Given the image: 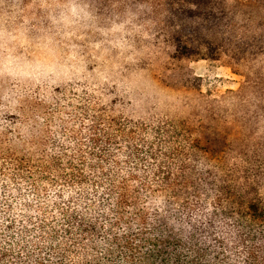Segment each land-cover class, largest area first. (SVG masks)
Masks as SVG:
<instances>
[{"label": "trees", "instance_id": "1", "mask_svg": "<svg viewBox=\"0 0 264 264\" xmlns=\"http://www.w3.org/2000/svg\"><path fill=\"white\" fill-rule=\"evenodd\" d=\"M219 1L145 0L177 29L171 60L212 56L189 44L187 23ZM244 88L264 127V79ZM89 103L64 113V130L37 131L28 117L0 133V264H264V156L227 162L242 148L236 127L212 111L194 136L184 122Z\"/></svg>", "mask_w": 264, "mask_h": 264}, {"label": "rangeland", "instance_id": "2", "mask_svg": "<svg viewBox=\"0 0 264 264\" xmlns=\"http://www.w3.org/2000/svg\"><path fill=\"white\" fill-rule=\"evenodd\" d=\"M150 9L145 0H0V60L32 74L0 80V92L19 98L16 114L0 119L64 130V113L94 98L113 101L116 114L184 122L198 136L213 111L214 123L239 130L242 148L224 155L228 163L264 156V127L250 119L261 113L259 96L244 88L264 79V0H220L208 19L187 23L189 44L211 51L206 59L171 60L177 29ZM186 69L198 90L179 84Z\"/></svg>", "mask_w": 264, "mask_h": 264}, {"label": "clouds", "instance_id": "3", "mask_svg": "<svg viewBox=\"0 0 264 264\" xmlns=\"http://www.w3.org/2000/svg\"><path fill=\"white\" fill-rule=\"evenodd\" d=\"M68 12L72 15H76L78 9L75 5H71L68 8ZM0 36H2V33H0ZM30 76H32V74L25 72L14 58L9 56L0 60V80L7 78L16 81L21 78H29ZM13 96H16L15 90H10L8 93L0 92V117H3L5 113L9 116L16 114L19 98L12 99ZM7 128H21V125L18 122L12 124L10 121L0 119V133H3ZM5 182L6 181L0 180V190H2V185ZM155 202L160 203V199H157Z\"/></svg>", "mask_w": 264, "mask_h": 264}]
</instances>
